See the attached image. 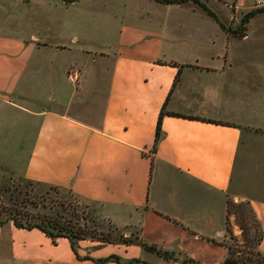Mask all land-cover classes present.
I'll use <instances>...</instances> for the list:
<instances>
[{"label":"crops","instance_id":"0c3cea01","mask_svg":"<svg viewBox=\"0 0 264 264\" xmlns=\"http://www.w3.org/2000/svg\"><path fill=\"white\" fill-rule=\"evenodd\" d=\"M149 1L195 15L206 35L192 38L189 24L171 26L168 18L133 23L132 16L148 13L134 8L135 0H58L59 10H110L119 22L87 17L78 30L70 19L61 29L51 24V33L31 18L36 28L19 32L26 25L18 18L43 0H0V123L4 112H22L10 134L26 143L0 162L25 180L67 190L118 230L137 229L142 243L194 264L229 258L221 244L226 203L249 202L264 255V92L252 102L250 85L255 77L260 89L264 72L236 54L237 41L247 39L224 32L196 3ZM199 1L226 27L229 9H240ZM110 29L115 39H108ZM93 30L106 32L101 46ZM162 109L181 117H162L153 152ZM77 254L66 238L53 243L37 228L0 227V264H96L111 255L149 264L157 256L136 244L89 240L79 242Z\"/></svg>","mask_w":264,"mask_h":264},{"label":"rangeland","instance_id":"374dc122","mask_svg":"<svg viewBox=\"0 0 264 264\" xmlns=\"http://www.w3.org/2000/svg\"><path fill=\"white\" fill-rule=\"evenodd\" d=\"M220 1H225L231 4V6L235 4L240 8L237 12H235L234 9H229L230 13L228 17L230 20L227 26L231 29H235L239 26L241 18L246 13L254 9L261 10L245 25V36L241 39L247 40L243 42L237 41L235 50L238 56L243 55L250 58L252 60V65L256 68L260 67L264 72V0H262L263 3L261 5H257L256 0ZM43 3L44 5L39 7L37 4L32 5L26 15L18 18L19 21H22L26 26L23 27L22 30L18 29L17 31L29 32L31 29H35L36 27H33L31 23V18L35 19L34 25H37L38 31H42L43 28H49L51 33L54 29L51 24L57 22V24L59 23L57 29H61L63 25L68 24L70 19L75 20L74 22H76L78 30L84 26V22L79 20H83L87 17L97 19L107 14L110 15L109 18H106L111 25H115L119 22L116 17L108 14L110 10H101L100 12L92 8L86 11L80 8L71 9V11L64 9L59 10L56 6L58 0H43ZM134 4V8L139 7L144 11H148V13L142 12L141 18H143V20L132 16L134 19L132 20L133 23L142 25L145 23L147 16L152 18V23L159 22V20L163 18H168V24L171 26H179L182 23L189 24L190 30L188 31V35L192 38H202L203 33L206 35V31L204 32L202 26H200L205 24V21H202L187 11L176 9L175 6L156 7L153 1L148 2V0H135ZM220 4L222 3L220 2ZM210 6L223 17V7L221 5L215 3L210 4ZM4 16V13L0 11V27L1 25L4 26L2 21L5 24ZM149 22H151L150 18ZM9 24L7 22V26ZM68 28L69 27H66L64 29L68 31ZM6 31L9 30H5L4 32ZM83 33L87 34L86 32ZM105 33V31L93 30L90 34L93 38V43L101 46L100 40L104 37ZM108 34L109 40L115 39L117 32L110 29ZM253 78L250 80V85L252 87L251 98L252 102H256L257 97L259 98L257 94L264 92V77L258 78L263 84L260 85V89L257 83L259 80H256L255 77ZM247 87H249V84ZM48 90L49 89L46 88L44 93L46 100L49 98ZM260 101L264 104V96ZM12 111L13 112H4L2 116L3 119H1L2 123H0V140H5L2 141L4 144H2V148L0 149V155L4 158H11L12 151L20 149V146L23 144V149L26 147V143H15L12 141L10 132L13 133L14 130L18 129L14 122H19L23 115L22 112ZM10 141L12 143H10ZM229 202L232 203V206L230 205L229 207L225 237L222 239L221 244L229 251L228 259L234 260L238 264H257L261 256L257 251L259 228L256 221L246 206L237 207L241 202H233L231 200H229ZM9 215L11 217H16L23 223L27 220L56 221L66 227L72 228L74 232L80 228L84 232L90 233L97 238H110L119 241H136V239H138L136 235L137 229L128 228L125 231L118 230L111 223L100 217L97 206L76 197L67 190L25 180L21 176L12 173L4 163L0 162V220L6 219ZM171 261L177 264H194L187 259L174 255ZM149 264L169 263L159 256H153Z\"/></svg>","mask_w":264,"mask_h":264},{"label":"trees","instance_id":"16d2710c","mask_svg":"<svg viewBox=\"0 0 264 264\" xmlns=\"http://www.w3.org/2000/svg\"><path fill=\"white\" fill-rule=\"evenodd\" d=\"M154 1L161 3V4H165V5L183 4V3H187L189 1H192V2L196 3L197 5H199L201 8H203L206 11V13L220 26V28L224 32H226L229 35L240 38V39L245 36L244 35L245 25L248 23V21L251 18H253L257 13H259L261 11L258 9H254V10L246 13L241 18L239 26L235 29H231V28L224 26V24L218 19L216 14L214 12H212L204 3L200 2L199 0H154ZM164 115L181 117L178 114L166 113L162 109V111L159 114L157 124H156L155 140H154V145L152 148L153 152L155 151L156 145H157V143H158V141L162 135V133H161V119ZM230 205L232 206V203L227 201V203H226L227 216L229 214ZM233 206H234V204H233ZM242 206H246L249 209L250 213L253 215L254 220L256 221V224L259 228V237H258V243H259L261 238H262V232L260 230L259 223H258V221H257V219H256V217L252 211V208H251L249 202H241L237 207H242ZM7 222H12L15 227L21 228V229H28L29 230V229L37 228L40 231H42L48 238H50L53 243H55L56 239H58V238L68 239V241L70 242L72 251L74 252V254L76 255V257L78 259H80L78 254H77L78 244L80 241H84V240H89V241L97 242L100 244H115V245L116 244H124V245L136 244V245L143 247L147 251L156 254L157 256L163 258L166 261H171L173 259V253H169V252L159 250L155 246H149L145 243H142L138 239H136V241H130V240L119 241V240H113L110 238H106V239L97 238L90 233L84 232L80 228H78L76 230V232H74L72 230V228L66 227L65 225H62L56 221L27 220L26 222L23 223V222H20L16 217H14V216L11 217L10 215L7 216V218L4 220H0V227L3 226L4 224H6ZM258 254L261 256V259L257 262V264L264 263V255H261L260 253H258ZM82 259L90 260L91 258H89L88 256H85ZM91 260H93V259H91ZM93 261L96 264H106L109 262H114L116 264H135V263L146 264L145 262H142V261L137 260V259L136 260L135 259L130 260L129 262L124 263V262H122V260L118 256H115V255H111V256H108L106 258L99 259V260H93Z\"/></svg>","mask_w":264,"mask_h":264},{"label":"water","instance_id":"95a60500","mask_svg":"<svg viewBox=\"0 0 264 264\" xmlns=\"http://www.w3.org/2000/svg\"><path fill=\"white\" fill-rule=\"evenodd\" d=\"M222 264H238V263L234 260L227 259Z\"/></svg>","mask_w":264,"mask_h":264},{"label":"built area","instance_id":"2783aa9c","mask_svg":"<svg viewBox=\"0 0 264 264\" xmlns=\"http://www.w3.org/2000/svg\"><path fill=\"white\" fill-rule=\"evenodd\" d=\"M262 3H263L262 0H256V4H257V5H261Z\"/></svg>","mask_w":264,"mask_h":264}]
</instances>
